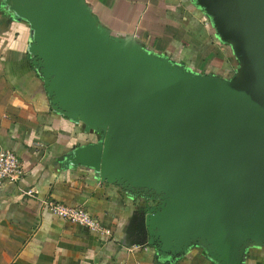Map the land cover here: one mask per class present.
Instances as JSON below:
<instances>
[{"label": "water", "instance_id": "1", "mask_svg": "<svg viewBox=\"0 0 264 264\" xmlns=\"http://www.w3.org/2000/svg\"><path fill=\"white\" fill-rule=\"evenodd\" d=\"M237 76L198 75L99 26L85 0H6L33 32L55 111L101 139L69 161L131 194L136 244L169 259L202 246L220 264L264 247V0H197ZM146 202V201H145Z\"/></svg>", "mask_w": 264, "mask_h": 264}, {"label": "crops", "instance_id": "2", "mask_svg": "<svg viewBox=\"0 0 264 264\" xmlns=\"http://www.w3.org/2000/svg\"><path fill=\"white\" fill-rule=\"evenodd\" d=\"M5 3L0 0V150L15 152L25 175L0 191V264H220L202 246L169 259L156 245L135 243L133 220L144 197L71 164L73 151L96 137L54 110L31 52V26L3 19ZM85 3L116 40H130L201 76H235L234 50L197 0ZM51 200L84 207L110 233L54 215L45 205ZM242 264H264V247L251 246Z\"/></svg>", "mask_w": 264, "mask_h": 264}, {"label": "built area", "instance_id": "3", "mask_svg": "<svg viewBox=\"0 0 264 264\" xmlns=\"http://www.w3.org/2000/svg\"><path fill=\"white\" fill-rule=\"evenodd\" d=\"M24 175L25 170L20 157L12 150H0V191L8 185L18 184L23 179ZM45 205L54 215L66 221L80 224L101 234L110 233V231L84 207H72L52 200L46 201Z\"/></svg>", "mask_w": 264, "mask_h": 264}, {"label": "trees", "instance_id": "4", "mask_svg": "<svg viewBox=\"0 0 264 264\" xmlns=\"http://www.w3.org/2000/svg\"><path fill=\"white\" fill-rule=\"evenodd\" d=\"M2 18L3 19H8L9 21L10 20H12V19H16V15H15V13L10 9V5H7L6 3L2 6ZM227 46H230L231 47V49H232V52H233V47H232V45L231 44H228V43H225ZM232 58H234V61H235V63L237 64L238 63V60H237V58H236V56H235V54L234 53H232ZM239 66V64H237V67ZM194 247H197V246H194ZM249 248H251V247H249ZM203 249H205V248H203ZM206 250V249H205ZM207 252V251H206Z\"/></svg>", "mask_w": 264, "mask_h": 264}, {"label": "rangeland", "instance_id": "5", "mask_svg": "<svg viewBox=\"0 0 264 264\" xmlns=\"http://www.w3.org/2000/svg\"><path fill=\"white\" fill-rule=\"evenodd\" d=\"M233 62H235L234 61V58H233ZM239 67V66H238ZM237 74H238V71H236V73H235V77L237 76ZM78 124V123H77ZM82 129H84L85 130V128H84V126L82 125V124H78ZM89 134H91V133H89ZM94 134V133H93ZM101 136L102 135H97V136H95L96 137V140L97 141H99L100 139H101ZM96 141V142H97ZM137 196H139V197H144V202L146 201V203H148V204H150V206H157L159 203H160V200L159 199H149V198H147L144 194H136Z\"/></svg>", "mask_w": 264, "mask_h": 264}, {"label": "flooded vegetation", "instance_id": "6", "mask_svg": "<svg viewBox=\"0 0 264 264\" xmlns=\"http://www.w3.org/2000/svg\"><path fill=\"white\" fill-rule=\"evenodd\" d=\"M101 133H102V132H100L99 134L101 135ZM99 134H96V133H95V134H92V133H91L90 135L95 137V136H97V135H99Z\"/></svg>", "mask_w": 264, "mask_h": 264}]
</instances>
